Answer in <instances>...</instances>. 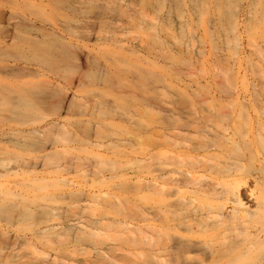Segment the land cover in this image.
<instances>
[{"label":"rangeland","instance_id":"1","mask_svg":"<svg viewBox=\"0 0 264 264\" xmlns=\"http://www.w3.org/2000/svg\"><path fill=\"white\" fill-rule=\"evenodd\" d=\"M110 1L0 0V264H154L148 127L264 106L258 10L188 31L174 2Z\"/></svg>","mask_w":264,"mask_h":264},{"label":"bare ground","instance_id":"2","mask_svg":"<svg viewBox=\"0 0 264 264\" xmlns=\"http://www.w3.org/2000/svg\"><path fill=\"white\" fill-rule=\"evenodd\" d=\"M172 2L188 31L211 24L215 13L223 19L226 11L246 24L258 10L264 21V0H162V15ZM110 7L115 10V0ZM249 111L178 106L148 127V244L155 237L161 243L154 264H218L254 256L264 264V106ZM244 113H250L247 119ZM77 214L63 225L92 224Z\"/></svg>","mask_w":264,"mask_h":264}]
</instances>
